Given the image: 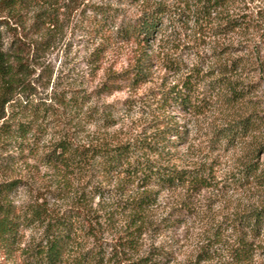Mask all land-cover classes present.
<instances>
[{
	"label": "rangeland",
	"instance_id": "374dc122",
	"mask_svg": "<svg viewBox=\"0 0 264 264\" xmlns=\"http://www.w3.org/2000/svg\"><path fill=\"white\" fill-rule=\"evenodd\" d=\"M99 5L116 8L128 18L154 5L165 6L166 15L143 46L148 56L146 81L120 83V87L105 84L111 74L134 64L140 46L134 41H113L96 29L92 9ZM51 9L55 22L37 21ZM51 9L32 5L0 22L4 47L14 39L30 47L34 73L28 81L34 94L29 99L43 102L49 112L39 121L31 146L0 131V181H22L11 199L44 202L53 213L79 214L80 225L100 238L107 253L115 245L123 248L127 258L157 249L160 264H239L232 251L243 235L232 226L234 215L244 205L264 202V185L238 183L234 174L255 144L252 136L264 142V127L226 148L212 147L207 138L212 127L221 126L235 112L264 116V0H234L212 12L205 26L178 0H60ZM226 13L249 21L224 28ZM223 67L225 75L244 90V97L232 108L214 101L206 84ZM190 73L204 76L197 83L204 112L196 115L163 107L158 91L182 89ZM71 96L81 99L72 103ZM28 120L17 108L7 106L0 125ZM167 125L183 137L168 134L172 143L160 161L177 168L199 167L211 183L196 190L180 185L160 189L140 233L131 245L123 246L130 236V220L127 211L117 208L137 188L121 184L122 179L102 173L96 165L66 179L45 159V151L64 137L76 145L113 143L147 137ZM257 167L264 172V151L259 153ZM34 234L33 229L26 230L23 243ZM246 238L264 243V231L260 238L249 234ZM248 262L264 264L258 248Z\"/></svg>",
	"mask_w": 264,
	"mask_h": 264
},
{
	"label": "trees",
	"instance_id": "16d2710c",
	"mask_svg": "<svg viewBox=\"0 0 264 264\" xmlns=\"http://www.w3.org/2000/svg\"><path fill=\"white\" fill-rule=\"evenodd\" d=\"M59 1L0 0V22L2 17H14L19 11L32 5L51 9ZM178 1L189 7L195 19L200 20L201 25L205 26L212 12L223 10L234 0ZM92 12V21L96 29L103 31L111 40L134 41L140 46V54L134 64L123 72L111 74L110 82L105 84L120 87V83L139 84L146 81L148 56L143 46L147 45V41L156 31V26L166 15L165 6L154 5L150 9L142 10L141 14L133 18H128L116 8L109 6H94ZM42 13L44 17L37 21L55 22L53 9ZM224 15L226 16L223 17L224 28L233 29L240 26V21H249L233 18L227 13ZM29 48L19 39H14L4 47L0 33V118L3 117L5 108L10 106L17 108L29 119L14 123L5 122L0 125V131L8 139L16 141L19 139L20 143L31 146L38 132L39 121L47 117L49 112L46 111L47 106L43 102L29 99L34 94L33 87L28 81L34 73ZM226 71L223 67L220 75L210 78L206 84L213 93L214 101L217 100L220 105L232 108L242 100L244 90L233 78L225 75ZM203 77V74H188L182 81V89L158 91V101L163 107L181 109L196 115L203 113L204 98L197 96V83L203 80ZM69 99L72 103H77L81 98L71 96ZM263 124L264 116L256 112H235L230 118H226L221 126H214L209 130L208 143L215 148L222 146L226 148L236 141L241 142L254 131L262 132ZM169 133L179 138L183 137L182 132L169 125L158 127L147 137L140 136L113 143L76 145L70 137H64L54 142L45 151L44 157L58 168L66 179L77 173H84L88 167L96 165L102 173L122 179L121 184H131L137 188L135 194L121 200L123 202H119L117 208L120 212L128 213L130 236L122 244L125 246L130 242L131 245L134 235L140 233L146 223L148 210L154 204L155 194L160 189L180 185L196 190L211 183L199 167L177 168L160 161L165 147L172 143L167 138ZM252 137V144H255L247 156L238 162V174L234 176L237 177L238 183L245 181L262 186L264 172L258 171L257 162L259 153L264 151V142L255 135ZM21 184L19 178L0 181V264H160L161 252L157 249L127 258L126 253H121L123 248L114 245L112 251L107 253L100 238L80 225L79 214L53 213L44 202H14L10 195ZM233 221L232 226L241 230L243 235L232 251V256L238 263L248 264L255 248L264 256V243H254L246 238L248 234L252 238L261 237L264 231V202L242 206L235 213ZM28 229L35 230V234L27 243H23L24 232Z\"/></svg>",
	"mask_w": 264,
	"mask_h": 264
}]
</instances>
